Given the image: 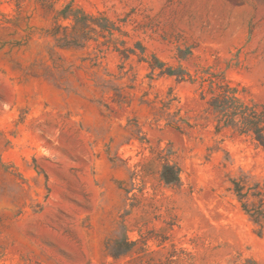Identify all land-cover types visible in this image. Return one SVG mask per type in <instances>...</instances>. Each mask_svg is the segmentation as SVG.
<instances>
[{"label": "rangeland", "instance_id": "obj_1", "mask_svg": "<svg viewBox=\"0 0 264 264\" xmlns=\"http://www.w3.org/2000/svg\"><path fill=\"white\" fill-rule=\"evenodd\" d=\"M218 94L263 120L264 0H0V264H264Z\"/></svg>", "mask_w": 264, "mask_h": 264}, {"label": "trees", "instance_id": "obj_2", "mask_svg": "<svg viewBox=\"0 0 264 264\" xmlns=\"http://www.w3.org/2000/svg\"><path fill=\"white\" fill-rule=\"evenodd\" d=\"M215 103H211L214 110L222 112L224 116L230 121L234 122L235 118L242 120L243 126H249L254 132V138L257 144L264 148V124L261 125L263 120L259 119L257 113L251 111L248 107L238 104L237 99L234 96L228 97L227 95L218 94L214 98ZM163 177L167 181H170L166 175V170L163 171Z\"/></svg>", "mask_w": 264, "mask_h": 264}]
</instances>
